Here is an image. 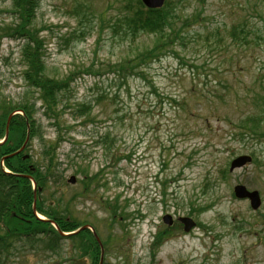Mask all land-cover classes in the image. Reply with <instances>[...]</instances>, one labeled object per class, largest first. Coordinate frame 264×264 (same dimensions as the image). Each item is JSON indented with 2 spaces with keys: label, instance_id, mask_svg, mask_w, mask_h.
<instances>
[{
  "label": "rangeland",
  "instance_id": "obj_1",
  "mask_svg": "<svg viewBox=\"0 0 264 264\" xmlns=\"http://www.w3.org/2000/svg\"><path fill=\"white\" fill-rule=\"evenodd\" d=\"M126 1L38 0L34 27L44 40L46 73L73 79L59 124L38 112L40 134L26 149L37 159L58 140L45 207L69 202L102 241L110 236L104 264H264V139L243 145L232 135L264 88L262 1L168 0L182 39L120 71L115 66L155 43L151 34L124 36ZM13 6L0 0V27L13 22ZM234 28L246 31L248 45L229 39ZM21 44L0 30V99L13 104L36 97L22 77ZM84 102L93 106L92 122L71 114ZM106 133L112 145L97 143ZM240 155L251 164L229 172ZM85 175H97L86 191ZM237 184L259 192L257 211L233 196ZM116 198L125 213L107 229ZM166 213L189 216L196 227L169 235ZM158 233L167 240L153 247ZM80 254L67 243L52 256L27 244L13 249L7 264H73Z\"/></svg>",
  "mask_w": 264,
  "mask_h": 264
},
{
  "label": "trees",
  "instance_id": "obj_2",
  "mask_svg": "<svg viewBox=\"0 0 264 264\" xmlns=\"http://www.w3.org/2000/svg\"><path fill=\"white\" fill-rule=\"evenodd\" d=\"M261 1L264 5V0ZM13 5V22L0 27V30L7 37L22 41L20 54L25 68L22 77L25 84L36 91V97L34 101L25 99L15 104L0 99V140L4 137L9 115L16 111L21 112V114L12 116L9 121L7 139L0 144V162L4 156L12 155L11 153L19 150L27 138L28 146L31 141L39 137L40 123L36 118L38 112L47 120H53L56 126L59 124V117L66 106L61 107L62 101L66 93L70 94L73 82L70 76L55 78L46 73L44 40L39 35L40 30L34 27L38 0H13ZM123 8L127 11L122 18L124 36L134 39L140 34H151L155 35V43L149 50L115 66L118 70L133 71L150 59L164 53L176 40L182 39L180 31L175 29V14L168 0L160 9H146L140 0H127ZM228 36L229 39L237 41L238 45H248L247 34L243 28L232 29ZM36 101L40 104L39 108L35 107ZM253 105L254 112L241 117L233 128V138L243 145L264 139V88L262 95H256ZM92 108L90 104L80 103L76 105L71 114L75 118L80 117V119L84 118L92 122L95 119L90 114ZM114 141L110 133H106L96 142L101 145H112ZM57 145L58 140L47 145L37 155V159H32V155L24 158V152L6 158L4 164L10 170L8 174L2 171L0 164V264H7V257L17 246L24 248L27 244L32 250H41V253L52 256L59 255L62 243H67L73 250L80 251L81 257L90 256L92 264H95L98 259V247L89 231L64 236L59 234L49 221L40 220L33 213L34 205L36 212L47 220L53 221L62 233L73 232L86 224L72 215V204L69 202H66V206L57 202V204L51 203L45 207L43 193L49 189V178L57 167ZM227 174L222 171L220 177L224 179ZM96 176L85 175L81 181L85 191ZM31 180L35 183L34 190ZM80 194H82L81 191L74 196ZM108 210L111 213L110 223L108 225V221L105 222L107 229H111L112 222L117 217H123L120 213H125V211L119 206L118 198L115 199L113 205L108 207ZM261 225L264 226V220ZM164 238L165 234L159 233L155 246L161 244ZM110 239L111 237L108 236V239L103 241L104 245H107Z\"/></svg>",
  "mask_w": 264,
  "mask_h": 264
},
{
  "label": "water",
  "instance_id": "obj_3",
  "mask_svg": "<svg viewBox=\"0 0 264 264\" xmlns=\"http://www.w3.org/2000/svg\"><path fill=\"white\" fill-rule=\"evenodd\" d=\"M141 1L145 7L149 9H155V8H160L163 5L165 0H141ZM11 116L9 117L8 122ZM8 122H7V125H8ZM250 160L251 159L248 156H239L235 158L234 160H232L229 170L232 171L236 168H241L246 163L250 162ZM69 182L74 183L75 182L74 177H70ZM233 194L237 199H248L252 210L258 209L261 204L259 193L257 191H249L243 185H236L233 188ZM162 219L164 223L168 225L172 224V218L170 215L166 214L163 216ZM178 220L184 225L185 232H188L191 228L195 226L194 221L189 217H179ZM86 228L87 226H83L79 230H84ZM94 237L97 239L95 234H94ZM74 264H85V261L77 260L75 261Z\"/></svg>",
  "mask_w": 264,
  "mask_h": 264
},
{
  "label": "flooded vegetation",
  "instance_id": "obj_4",
  "mask_svg": "<svg viewBox=\"0 0 264 264\" xmlns=\"http://www.w3.org/2000/svg\"><path fill=\"white\" fill-rule=\"evenodd\" d=\"M180 226V224L179 223H175V221L173 222V224L170 226V227H168L170 230H174V228H177V227H179Z\"/></svg>",
  "mask_w": 264,
  "mask_h": 264
}]
</instances>
